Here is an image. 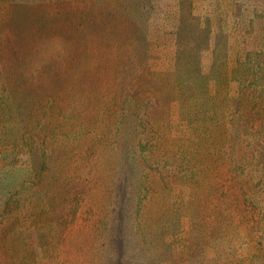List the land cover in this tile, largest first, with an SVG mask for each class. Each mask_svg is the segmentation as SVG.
<instances>
[{"label": "trees", "instance_id": "trees-1", "mask_svg": "<svg viewBox=\"0 0 264 264\" xmlns=\"http://www.w3.org/2000/svg\"><path fill=\"white\" fill-rule=\"evenodd\" d=\"M87 1L94 6L108 3L106 0H0V162L8 157L13 159L11 154L21 152L38 139L43 154L46 148H52L43 157L40 170L69 168L71 173L80 174L85 169L89 174L96 169L105 171L108 165L113 169L116 162L119 166L127 161L136 162L145 169L142 180L141 175L136 176L135 188L140 191L135 208L137 216L142 209L141 202L150 198L153 184L166 183L172 178V182L178 183L182 178L186 185L183 188L186 210L206 211L208 205H219L225 210L230 205L247 222L264 221L258 200V189L264 183V58L260 53H239L235 49L231 54L223 53L226 39L221 38L214 45L217 51L213 53V60L204 63L201 37L209 30L210 19L204 16L206 23L201 24L188 3L180 11L179 24L171 33L175 40L170 70L164 74L150 70L147 61L137 56L143 62L139 64L143 69L140 75L128 77V81L124 77L121 80L124 86L115 91L116 96L120 93L123 97L122 105L126 108H109L110 97L95 108L91 104L92 91L85 85L88 82L83 81L89 77L77 72L80 61L72 59V47H78L81 38L89 40V37H76L77 29L69 27V17L76 11L91 15L89 18L99 13L89 8ZM124 1L125 11L116 13L128 22L120 20L123 30L131 31L129 45L125 44L122 50L111 49L120 55L117 61L123 69L126 64L122 56L127 62L126 55L135 54L132 47L135 44L138 45L136 54L141 53L146 60L150 56L145 39L153 7V0ZM109 14L114 13L109 10L105 16ZM62 19L68 23L60 30ZM112 30L123 33L117 26H112ZM106 31H100L97 40ZM70 55L68 66L60 57ZM157 109L164 110L166 115L161 127L149 120ZM115 150L124 157V162L114 155ZM109 157H114V161ZM3 165L0 166L3 173L0 221L13 212L18 218L20 212L26 214L29 209L31 215H44L47 211L44 203L32 205L37 200L35 197L26 200L18 197L30 187L21 179L22 169H17L20 178L13 173L16 178L12 179L7 176L8 170L1 169L5 168ZM255 173L254 197L244 194L234 197L237 188L232 186V181L238 184L239 177L241 188L243 178L254 180ZM196 177L201 180L199 184L193 181ZM218 186L220 190L224 186L225 189L217 193L216 202L207 201L205 197H213ZM117 191V194L110 192L109 204L112 198L124 196L121 185ZM85 194L86 190L76 193L74 208L66 213L75 218L76 205ZM198 194L202 197L197 198ZM48 202L47 206L52 208V199ZM119 212L120 209L117 214L121 215ZM137 216L139 225L141 220ZM65 217L61 218L64 223L68 220ZM37 244L30 252L38 250Z\"/></svg>", "mask_w": 264, "mask_h": 264}, {"label": "rangeland", "instance_id": "rangeland-1", "mask_svg": "<svg viewBox=\"0 0 264 264\" xmlns=\"http://www.w3.org/2000/svg\"><path fill=\"white\" fill-rule=\"evenodd\" d=\"M106 1L108 3L100 6L85 2L89 8L91 6L99 11L91 18V15H80L78 11L72 13L69 27L77 29L76 37L87 36L89 40L81 38L79 46L72 47L73 57H60L68 66L70 57L80 61L77 72L89 77L83 78V81L88 82L85 85L92 91L90 96H94V99L91 104L95 108H99L106 97H110V101H107L111 102L109 108H126L122 105L123 97L120 93L116 96L115 91L124 86L125 82H121L124 77L128 81V77L132 79L133 76L137 78L140 75L143 69L139 64L142 60L147 61L150 70L158 73L164 74L170 70L174 61L175 40L171 33L179 24L180 11L188 3H191L189 8L191 7L201 24L206 23L204 16L210 19L209 30H205L201 37L204 63L213 60V53L217 51L214 50V45L221 38L226 39L223 53L231 54L232 49H235L239 53L258 52L264 58V0H153L145 39L150 56L146 60L141 53L136 54L138 45L135 44L136 46H132L135 54L131 52L130 56L126 55L127 62L122 56L126 64L123 69L117 61L120 55H115L111 49L122 50L125 44L129 45L131 31L123 30V16L117 14L125 11L126 2ZM103 8L106 9L102 12ZM109 10L114 14L107 17L105 14ZM67 19L59 21L62 26L60 30L65 28ZM123 23L128 22L124 20ZM86 25L90 27L87 29ZM112 26H117L123 33L114 32ZM104 29L107 31L101 33V39L97 40L98 33ZM160 94L161 97L165 95L163 91ZM163 119H166V115L160 109L154 110L149 118L151 122H155L154 125L159 126ZM40 148L39 140L34 139L21 152L11 154L13 159L8 157L0 162H4L5 165H2L5 168L1 169L8 170L7 176L12 179L16 178L13 173L20 178L21 173L17 169H22L21 179H25L26 186L30 187L18 197L24 200L35 197L37 200L32 205L44 203L47 209L44 213L48 214L38 217L31 215L32 211L29 209L26 214L20 212L18 218L13 212L12 216L0 221V264H264V221L247 222L230 205L225 210L219 205H208L206 211L200 212L186 210V191L183 189L186 185L182 178L177 179L178 183L172 182V178L166 183L153 184L151 196L141 202L142 209L137 216L135 208L140 191L138 192V187L137 190L135 188L136 181L140 175L142 180L145 169L138 167L136 162H124V157L115 150L114 155L124 163L119 166L116 162L113 169L108 165L105 171L102 168L86 174L83 171L85 169H81V173L77 174L71 173L67 167L65 171L64 168L59 171L52 168V172L44 168L40 170L43 157L52 148H46L44 154V150L41 151ZM109 158L114 161V157ZM59 172L64 174H58ZM214 173L212 170L213 180ZM2 175L0 170V176ZM247 175L250 173L247 172ZM256 179V173L254 180L244 177L241 188L238 185L239 177L238 184L235 180L232 181V186L237 188V195L234 197H241L243 194L254 197L257 189H254L252 181ZM193 181L197 184L201 182L197 177ZM120 185L124 196L117 197L118 201L116 197L112 198L109 204L110 192L117 194ZM260 186L263 187L258 189L259 207L264 212V183ZM224 189L225 186L221 190L219 188L213 197L206 196L205 199L216 202L217 193ZM84 190L86 194L76 205L74 218L73 214L66 212H71L74 208V195ZM200 195L197 198L202 197ZM49 199L54 204L52 208L47 206ZM119 209L121 215L117 214ZM62 213L68 219L66 223L61 219L64 216ZM136 216L141 220L139 225L135 220ZM1 231L5 234L2 235ZM35 242L40 246H37L38 250L30 252Z\"/></svg>", "mask_w": 264, "mask_h": 264}]
</instances>
